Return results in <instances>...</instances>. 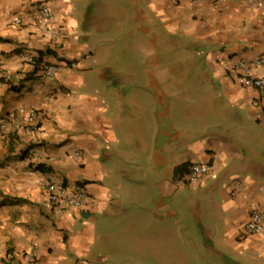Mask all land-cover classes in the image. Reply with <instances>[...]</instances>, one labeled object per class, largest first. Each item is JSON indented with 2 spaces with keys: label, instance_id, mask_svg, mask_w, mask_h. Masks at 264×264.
Here are the masks:
<instances>
[{
  "label": "crops",
  "instance_id": "1",
  "mask_svg": "<svg viewBox=\"0 0 264 264\" xmlns=\"http://www.w3.org/2000/svg\"><path fill=\"white\" fill-rule=\"evenodd\" d=\"M259 57L264 0H0V264H264V232H245L264 99L232 68ZM61 183L85 204L54 206Z\"/></svg>",
  "mask_w": 264,
  "mask_h": 264
},
{
  "label": "built area",
  "instance_id": "2",
  "mask_svg": "<svg viewBox=\"0 0 264 264\" xmlns=\"http://www.w3.org/2000/svg\"><path fill=\"white\" fill-rule=\"evenodd\" d=\"M41 16L45 21L44 29L48 32L52 38H55L57 45L60 47L62 45V40L67 37L66 33L57 27H50L49 19L52 16V11L50 6L47 4L41 5ZM20 21V19H19ZM30 62L34 61V56L30 55L28 57ZM232 68L238 72L240 82L245 85L254 88L260 99H257L253 102L255 106L260 104L261 99H264V58H257L254 61H245L239 59L234 62ZM59 67L53 63H45L43 65V73L46 76L52 77ZM9 75L0 73V79H8ZM58 91L61 88H57ZM38 117L37 112H32L28 117V125L35 122V119ZM2 126V125H1ZM80 151H75L74 158H78ZM209 171V166L202 163H192L190 170L187 176L189 182L198 179L200 176L207 174ZM238 187L232 190V193L235 194ZM49 199L50 202L60 209L64 210L67 207L80 208L85 204L86 201V191L82 187L69 188L63 183L51 187L49 190ZM245 232L248 234L259 235L264 232V209L254 208L250 220L245 225ZM4 264H40L38 254L36 252L24 253L22 256H18L15 253H9Z\"/></svg>",
  "mask_w": 264,
  "mask_h": 264
},
{
  "label": "trees",
  "instance_id": "3",
  "mask_svg": "<svg viewBox=\"0 0 264 264\" xmlns=\"http://www.w3.org/2000/svg\"><path fill=\"white\" fill-rule=\"evenodd\" d=\"M54 51L53 50H48V51H39V60L42 59L45 55L47 54H53ZM39 169H43V166L42 165H39L38 166Z\"/></svg>",
  "mask_w": 264,
  "mask_h": 264
},
{
  "label": "rangeland",
  "instance_id": "4",
  "mask_svg": "<svg viewBox=\"0 0 264 264\" xmlns=\"http://www.w3.org/2000/svg\"><path fill=\"white\" fill-rule=\"evenodd\" d=\"M165 256H166V259H167V261L170 259V254H165ZM172 256V255H171ZM167 264H169V263H167Z\"/></svg>",
  "mask_w": 264,
  "mask_h": 264
}]
</instances>
